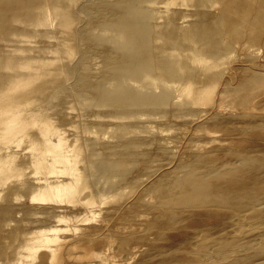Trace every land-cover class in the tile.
Masks as SVG:
<instances>
[{"label":"bare ground","instance_id":"6f19581e","mask_svg":"<svg viewBox=\"0 0 264 264\" xmlns=\"http://www.w3.org/2000/svg\"><path fill=\"white\" fill-rule=\"evenodd\" d=\"M82 1H81L82 3L79 2V4L81 5L82 10L85 9V11L88 9V7L93 8L94 6H96V4L98 5V7H96L95 9V14L92 16V19H93L92 27H95V29L101 28L103 30H108L110 31V34L108 35L107 34L106 35L105 34H95L93 32V30L95 29L90 30L88 27H86L83 24L75 28L72 31V33H70V35L68 36L67 41H69L74 46L75 50L77 51L76 53H78V57L76 56L77 59L74 58L76 60L72 58L73 61L71 59V62H72L71 64L64 63L63 64L64 67H61V69L59 70V68H54V67L49 66L50 64H52V62H54L57 59L58 56H54V55L52 56L51 54H50L51 56H48L44 54L47 51L50 52L52 49L49 50L46 47H42L41 45L37 44V42H41V41H44L43 43L45 44V40H44L45 38L43 37V35L46 36L45 32H47L45 30H43L45 32H43L42 30L39 31V28L37 25H39L41 22L45 23L48 20V17L46 16L47 13L45 14V12L48 11L49 8H53L54 10H56L57 8L61 6H64L66 0H0V37L10 36L12 34H15L16 36L21 35L24 37L33 36L34 34H36L34 36H37V34L38 35L40 34L39 36L42 35L39 38V40L38 38L34 40L35 42L32 40L34 43H31L32 41L30 37L29 39L26 38V41L28 43H24V44L21 43L19 44V45H22L20 47H17L16 45L11 44L12 46H16L17 48L15 47V50L13 51V53L11 52L9 55H3L4 53L3 54L1 53L2 46L0 47L1 49L0 50V141H4L3 138L5 134H9L19 127L21 128V124L26 123L27 117L31 120L33 124L41 120L40 119L41 114H38L36 111H32L33 109H31L30 111L28 110L27 113H25L26 107H27L26 104L28 100L30 99L29 97L30 96L32 97V95H35L34 92H36V95H37V92L40 89V87H38L35 84H36V80L39 78L41 79V77H44L42 84H41L42 86L49 84V83L51 85V83H53L52 81L54 80L58 81L59 76L62 73H66L70 75L71 77L70 88L76 94L88 95V97L94 102H97L100 104L111 105L113 107L120 108L121 110L127 107L133 108L135 110L136 109L140 110V108L143 109L145 107H150V105L158 106L168 99L169 92L165 90L164 88L161 91L159 90L160 88H158L160 92H155L154 90H149V89L143 90L141 87L142 85L145 86V83H151V81L153 80H157V79L162 80V78H164V74L165 76L168 74L170 78H174V81L176 80V78L178 79L186 78L188 82L193 81V80H198L199 82H203L204 86H209L212 83L214 85L215 81L217 80V77L219 75H222L223 72H225V71L221 72L224 67L218 70L222 66L219 67L218 69L216 68L218 70L217 72L216 70L214 72L211 71L210 65L207 64V62L200 63L201 65V66L199 65L201 67L200 71H198L194 67L186 65L184 72H176L173 66V64L176 61L175 58L171 56L167 57L164 54V52L167 49L166 45L170 46V49L171 47L178 48V44L182 42V39L176 36L175 29L172 26L171 27L169 26L166 30H162L161 28L158 29L159 24L155 23V25H153L154 23L152 24L148 22L146 20L147 14L144 12V9L140 5V1L142 0H124V3H117L112 6H106L104 0H82ZM117 1L121 2L122 0H117ZM216 2L221 4V7L218 6L219 8H221V10L219 9L220 10L219 12L221 13L218 15L216 13L215 17L214 15H212L213 14L212 13L210 16L211 18L212 17L214 18L210 20H208L209 18H208V15L206 14L210 10L208 11L205 10L206 11L205 14L207 15L206 16L207 20H204V21L196 20L200 16V15L199 16L196 15L197 13L196 14H194L195 12L188 13V14L191 13L192 16L194 15L195 17L196 16L198 17L194 19L197 21V23H195V29L189 30V32H186V34L189 36V38H191V40H195L196 43L197 42L200 43L201 48H202L201 52L198 50H196L198 52H195L194 50L192 51L195 53L193 58L196 57L195 59L199 61H201V59L205 57L206 58L213 57L214 59V56L218 53V51H220V49L221 50L229 49L228 50L230 52L229 54H231L232 51L230 50V45L232 44L233 38L238 43L237 46L240 47V49L243 52H245L246 55H249L247 53L255 52L256 49L259 50L260 46L261 47L263 46L262 49H264V0H216ZM77 7L74 8L75 13L78 10H81V8H77ZM208 13L210 14L211 12H208ZM198 14H201V12L200 13L198 12ZM201 16H203L201 17V19L204 18V13H202ZM160 17L161 18L163 17L162 14ZM191 19L193 20V18ZM35 26H37L36 29H35ZM221 36L222 37L224 36L226 39L221 38ZM54 38H56V36ZM227 38H229L228 42L226 41ZM10 43H13V42H10ZM4 46H5V43H4ZM47 47H48V43H47ZM7 48L9 50V47ZM59 49H60V46H59ZM189 49L190 48H188V50ZM56 51H58V47L53 52H56ZM256 52L255 54L257 55ZM245 54L243 57L246 56ZM253 54L254 53H252L251 55ZM88 55L97 57L96 64L98 66L100 65L102 67V70H104L105 72L104 74L99 75L95 81L91 80L87 75L80 72L79 66L82 64L83 60ZM59 56H60L59 58L61 59V53ZM95 57L94 59H96ZM90 58L94 60L93 57H90ZM217 58L215 57V59H217L219 62L220 57H217ZM229 58L228 59L224 58V61L227 62L228 60V63H229ZM232 58L233 59L235 58L233 62L236 61V56ZM247 58H249V56ZM261 58L263 59L264 55ZM252 59L254 58H251V61L253 62ZM231 60H230V63L232 62ZM90 61L91 60H89V62ZM261 61L264 62V59ZM250 64H251L250 67H252L253 63L250 62ZM98 66H96V68ZM262 67L259 66V68L261 69ZM245 68L251 69L249 68V66H247V64ZM261 69L259 70L261 71ZM239 70L236 69L234 72L235 73H237L236 71L240 72ZM254 70L255 69H253L252 71L251 69L250 71L251 74L249 77H244V74L240 72L239 74L243 75L242 77L245 79L243 80L244 82L241 81L243 82L242 84L241 83L237 84V86L238 85L242 86L244 83H247L245 85L248 86L253 81L260 79L261 76H263L262 71L264 70H262L261 72L254 71ZM229 75L230 73H228L226 76H229ZM237 76L238 75L236 74L235 76L236 80L239 79V77ZM223 78H225V76H223ZM228 78L230 80V76ZM234 78L232 79L234 80ZM218 80L220 81L221 79L218 78ZM107 82H110L111 84L110 87H107L108 86V84H106ZM225 82L227 83V81ZM226 83L225 85H227L229 81L227 84ZM44 87L42 88L44 89ZM60 89L64 90L66 89V87L64 86V84L59 82L55 86H53L52 93ZM155 89H156V86H155ZM196 89L200 90V88H196ZM221 89H219V91H221ZM239 89L237 88V91ZM48 90H50V88L46 89V92L44 90V92L47 93ZM229 90L232 95L231 88H229ZM228 91L226 93H228ZM44 92L43 94L41 93L42 97L43 95H45ZM50 93L51 91H49V95ZM261 93L264 94V90ZM233 94L234 96L236 94L235 99L238 105L244 106L243 110L241 109L243 112L245 111L244 108L246 105L247 107L252 105V104H249V97L251 96L249 94V91H245L242 94H238V95L236 92ZM220 95L222 94L220 93ZM258 95L260 96L261 94H258ZM39 97H41L40 94H39ZM71 97H72V94H71ZM193 97L198 98L195 95H193ZM45 98L47 97L44 96V99ZM68 98H70V96ZM224 98H227V97H225L224 95ZM232 98H234L233 95H232ZM261 99L262 98H259L260 101ZM21 100H23L24 102ZM222 100H223V97H222ZM38 101H36L37 104L35 103L37 107H38ZM44 101L42 100V102ZM60 101L56 103H59ZM216 102L218 103V101ZM50 103L53 104L54 103L53 100L52 102L50 101ZM52 106H50V108H52L53 110L54 107ZM63 107H60V108H63ZM213 107L215 108V106ZM108 109H109V106H108ZM120 109L119 110L116 109L117 114L115 113L113 114V111L109 112L108 110H107L108 113L106 114L107 115L112 114V115H115L116 117V115L117 116L119 115L118 112L121 113ZM248 109H251V108L248 107ZM67 110H68V107H67ZM252 110H254V108ZM248 112L251 113L252 111L250 112L249 110ZM205 113H203V115H205ZM95 114H94V117H96ZM257 114L259 115L258 111H257ZM200 115L198 116L201 117ZM125 116L127 115L125 114ZM198 116L196 118H199ZM116 119H113V120L115 121ZM132 119L133 117H131V120ZM192 119L193 121L196 120L194 118ZM263 119H264V115H263ZM139 120L143 121L141 119ZM139 120L138 122H140ZM256 122L258 123V121ZM252 123L253 122L251 121V124ZM255 124L256 123H253V126ZM123 125L121 126L125 128L126 126H123ZM258 125L260 126L259 123ZM130 126L132 127V124L129 125V127ZM129 127H127V131ZM41 128H42V133L41 134L39 133V135H41L40 138L38 135L33 134V132L29 133L30 132L29 130L26 131L24 130V128H22L23 130L22 138L24 135L26 137L28 136L31 138L32 142L35 141V143L37 142L39 143V145L40 144L42 145V148H40V150L37 153L35 152L36 154L34 156L32 155V158L30 159H27V160L22 159L26 156V154L24 155V157L18 158L17 154L15 152H12L13 150L11 151L10 149L11 152H8L7 149L9 148L5 149L3 147L4 144L0 143L1 144L0 145V176H3L4 178L2 182L6 183V185L8 184L7 187L8 189H10L9 190L10 193L12 192L11 191L12 188L19 190L22 188V186L23 187L26 186L28 188L30 187V185L33 188H35L34 191H32L29 194L30 195L29 201H27V202L36 203L35 205L36 207H31L30 208L31 210H33L34 208L37 210V207H38V210H41L39 212H45L41 208L39 209V207L41 206L44 207L47 210L46 211L47 218L50 221H52L53 217L57 216L58 212L61 211L59 203H55L57 200L67 199V200L72 201L73 198H76L79 202H82L83 200H86L87 197L96 195L97 193H101V192L110 193L113 196H122L125 194V191L127 189L129 191L126 198H124L122 202L119 203L120 206L123 205L127 209L124 208L123 210H121L120 209L121 207L119 206V204H115L116 202L107 203L99 209V212H102V214H100L101 220L99 219L100 221L94 223L93 225H90L89 227L87 226L88 228H92L94 233H91L89 229V232L87 230V233L85 231L83 234H80L79 240H80V244L82 247L87 248V249L92 248V247L103 249V246H104V247H109V248L113 247L118 250L124 249L125 245L128 244L127 242L131 238V235H127L129 231L127 230L128 232H126V229H125L124 232L126 236H124L123 231H120L122 228H120L119 231L120 233H123L122 234L123 236L120 233H119L120 235L118 234V230L114 231L115 227L114 228L113 226L110 227L112 220L109 221L108 216L109 218H112L111 216L114 213L110 215V212L112 210L116 211V209L120 210L123 214L122 217L119 216V219H118L117 217H115L117 215L114 214L113 216L119 222L121 218L123 219L125 209H126L125 213L126 215H128L129 209H132V208L134 209V207L139 205L138 203L140 202V204L147 203V204L156 206V210L157 209L159 210L158 213H160L161 211V212H164V214H166L165 219H163L160 216H156L157 218H155L154 213L156 211H153L154 213L152 214H154V216L152 217L154 219L147 220L146 219L147 217H146L145 218L146 220H145L143 216L145 215L147 216V214H144L147 212H144L143 216L141 215V212L140 214L138 213L139 217L136 218L134 223H137V226L139 223L143 227L141 229L142 233H138V232L137 233L141 234V236L143 235L142 238L147 236L148 233H151L149 234L150 235L149 237L147 236V241H149L150 245H152V247L148 249V251L146 252V257L144 259L145 262H141L140 264H264V157H261L263 155H261L260 157L259 155H257L258 157H247V155L249 154H246L247 151L246 152L244 151L246 156H243L241 158L237 157L238 159L236 160L234 159L231 162L228 160L229 163H231L230 168L218 167L214 163L208 162V161L203 164L201 162H195L193 161V157L191 154L188 155L187 162H184L186 161L185 159L183 160L184 163H182V160H180L179 158V160L181 161L180 163H182L180 164L178 163L179 162L178 157L180 156L177 155L178 157H176L177 159L175 163L176 164L178 163V165L176 166H179L180 169H182L183 171L182 173L173 172L172 169H171L172 172H169L170 170L168 168L169 166L167 167L165 165L166 168H168L167 169L168 172L166 170H163L164 168L163 169L159 168L156 170L154 169L153 171L149 172L148 178H143L144 174L141 172L140 173L142 175L141 174L140 175L142 177L138 175L132 176L133 174L131 173V168L128 167L129 165L128 163L126 164L127 160L129 159L126 160L125 159L126 156L125 158L123 157V155H125L124 150L123 151L119 150L120 152H119L118 158L115 160H109L106 158L104 159L103 158L104 156L101 155L102 159L98 161L87 162L85 164L79 165L76 160L79 154L77 153L70 154L71 152L70 153L67 152L65 150L66 148L65 147H64L65 149L63 148L62 138H57L56 140H52L50 137L52 135L50 136L48 135L49 131L55 129L52 127V125L44 123L43 126H41ZM92 129H93V125H92L91 130ZM30 130H32V128H30ZM91 130H89L88 132H90ZM118 130H120V128ZM254 130L255 128L253 129V131ZM124 131L126 132V130L124 129L122 131V135L124 134ZM132 131L133 130H131V132ZM248 131L251 132L252 129L251 130L248 129ZM255 133L259 135L261 134V138H262V135H264V127L256 129ZM255 133H252V134L255 135ZM129 134H130V131H129ZM105 135L109 136L107 134ZM102 136H104V134ZM133 136H136V135L134 134ZM157 136L156 137L154 136V137L157 138ZM149 137L150 136H148V138ZM154 137L152 136L153 139ZM160 137L162 140L163 139L162 135ZM160 137L158 139H160ZM123 138H124V135H123ZM142 139H145V138L142 137ZM158 139H157V142H158ZM263 139H264V136H263ZM127 140H126V143H127ZM138 140H141V139H138ZM254 140L256 141V139ZM135 141H137V138ZM150 141H152V139ZM150 141L147 142L148 146L150 145L149 143ZM100 142L103 143V141H100ZM250 142L252 143L253 141H250ZM164 143L165 141L164 142L162 141V145H165ZM243 143L245 144V141ZM151 144H153V142H151ZM159 144L161 143L159 142L157 144L155 143V145L161 146ZM167 144H169V146L171 145L168 142ZM138 145L140 146L139 143ZM13 146L14 144L11 145L10 147H13ZM152 146H154V144ZM175 146L176 145H173L172 147H175ZM253 146H249V147H253ZM144 147H147V144L145 146V143H144ZM162 147L163 146H161V148ZM2 148H4V150L6 151L2 152L3 150ZM18 148L20 149V146ZM74 148L77 149L76 147ZM113 148H115V146ZM153 148L155 149V147ZM143 149L145 150V148ZM164 149L166 148L163 147V150H161L160 152L157 151L158 153H156L155 151V154L160 155V153L163 152ZM15 150L16 149H14V151ZM103 150L105 149L103 148ZM115 150L117 151V149ZM26 151L28 152V150ZM166 152L167 151L165 150L164 153ZM115 154L116 152L114 153V156ZM153 154H154V151H153ZM155 154L153 156H155ZM142 155H143V152H142ZM29 156H30V153H29ZM153 156L152 158L155 160ZM162 156H164V154ZM112 158H113V155H112ZM152 158L150 157V160ZM142 162L144 163V161ZM154 162H156V160ZM161 164H162L161 166L164 167L163 163ZM139 165L141 166V164ZM168 165H169V162H168ZM156 166L158 167V165ZM149 168H151L150 165H149ZM99 176L105 178V180H102L101 178V180L103 181L101 185H98L100 181L98 179ZM13 195H15V193ZM16 195L18 196V194ZM21 196H23V194ZM14 197H15L14 199H16V196ZM2 199L4 200V197ZM153 199H154V202H153ZM13 200L11 199V201ZM15 201L13 203H15ZM19 203L22 204L21 202ZM36 210H34V212ZM139 211H141V209H139ZM9 212H11V210ZM116 212L119 213V211H116ZM42 214L44 213H40V216H42ZM74 214H78V211H74ZM44 216L45 214L43 215V217ZM159 218H162V219H159ZM84 219H86L87 221L89 220L87 216L83 217V220ZM1 221L3 220L2 219L0 220V223L2 225L3 222ZM90 222L91 221H89L88 223ZM115 222L117 221H113L112 225H114ZM127 222H131V221L129 220ZM119 225H115V226H119ZM127 227L128 226H126V228ZM132 227L134 228V231H135L136 228L133 225L131 226V228ZM131 228L129 230H131ZM116 229H119V227ZM48 233L50 235L44 234L42 236L43 240L49 241V240H54L58 238V236L55 233H51L50 231H48ZM152 233L155 235L154 237L155 239L152 237L154 240L150 239L152 240L150 241L148 238H150L151 235L154 236ZM1 235H0V238H2L3 236ZM111 237H114V243L112 242L113 239ZM136 238L137 237L133 239H136ZM139 242L140 240L137 243ZM136 244H133V246ZM0 246H1V243H0ZM5 248L7 249V247H4L2 249H5ZM110 250L111 249H109V251ZM139 250L140 249H137V250L128 249L124 253L125 256L122 257L123 258L122 263H120L121 261H119V263L127 264V262L130 261L132 257L135 254H137ZM121 253H123V251H121ZM118 256L120 257L121 255H118ZM106 261H108V259ZM112 261L113 260H111L110 262ZM114 262L116 263L115 260Z\"/></svg>","mask_w":264,"mask_h":264},{"label":"rangeland","instance_id":"374dc122","mask_svg":"<svg viewBox=\"0 0 264 264\" xmlns=\"http://www.w3.org/2000/svg\"><path fill=\"white\" fill-rule=\"evenodd\" d=\"M81 1L82 0H66L65 5L63 4L64 6H61V7L57 8L56 10H54L53 8H49L50 10L48 9V11L45 12V14L47 13L46 16L48 17V20L45 23L41 22L40 23L41 25L40 24L37 25L39 28V31L40 30L47 31V32L43 31L46 33V36L43 35V37L45 38L44 40H45L46 45L43 43L44 41L37 42V44L41 45L42 47H46L49 50L52 49L50 52L47 51L44 54H46L48 56H51V55L52 56L53 55L58 56L57 59L54 62H52V64L49 65L51 67L59 68V70H60L61 67H64V65H63L64 63L71 64L72 63L71 59L76 58V56L78 57V53H76L77 51L75 50L74 46L69 41H67L68 36L70 35V33H72V31L75 28H77L81 24H83L86 27H88L90 30L95 29V27H92V20H93L92 16L95 14V9H96V7H98V5L96 4V6H94L93 8L88 7V9L85 11V9L82 10L81 5L79 4V2L80 3L83 2V1L82 2ZM104 2H105L106 6H112V5L117 4V3H124V0H122L121 2H118L117 0H104ZM219 4L220 3L216 2V0H142V1H140L141 7L144 9V12L147 14L146 20L148 22H150L152 24L154 23L153 25H155V23L159 24L158 29L161 28L162 30H166L169 26L170 27L172 26L175 29L176 36L179 37L180 39H182V42L180 44H178V48L171 47V49H170V46L166 45L167 49L164 52V54L167 57L171 56V57L175 58L176 61L173 64L174 70L176 72H184L185 66L188 65V66L194 67L195 69L200 71V69H201L200 63H206V62H207V64L210 65V70L213 72L215 70L217 72L218 70H220L224 67L223 68L224 70L222 69V71H221V72L225 71V72H223L224 75H223V73H222V75H219L217 77V80H218V78H220L221 80L220 81L218 80V82L216 80L214 85L212 83L209 86H204L203 82H199L198 80H193V81L188 82L186 78H179V79L176 78V80L174 81V78H170V76H168V74L166 76L164 74V78H162V80H159V79L153 80L154 82L151 81V83H145V86L142 85L141 87L143 90L149 89V90H154L155 92H160L164 88L165 90H167L169 92V96H168V99L166 101H164L163 103H161L158 106L157 105H155V106L150 105V107H145L143 109L140 108V110L139 109L135 110V109L130 108V107L129 108L128 107L123 108L121 110L120 108H116V107H113L111 105L100 104V103L94 102L88 97V95L76 94L70 88L71 77H70V75H68L66 73H62L59 76L58 81L57 80L52 81L53 82V83H51L52 87H51L50 83L42 86L41 84H42L44 77H41L42 80L40 78L37 79L36 84H35L38 87H40V89H39L40 92L38 91L37 95H36V92H34L35 95H32V97L31 96L29 97L30 99L28 100V102L26 104L27 107H26V112H25V113H27L28 110L30 111L31 109H33L32 111H36L38 114H41L40 115L41 120L38 121L37 123L33 124L28 117L27 118L25 117L26 123L21 124V128L19 127L17 129H15L14 131H12L11 133L5 134L4 138H3L4 141H0V143H3L4 145L6 143H8L9 145L6 144L5 146L3 145V147L5 149L9 148V149H7L8 152H11L13 150L12 152H15L17 154L18 158L24 157V155L26 154V156L22 159H26V160L30 159V158H32V155L34 156L40 150V148H42V145L41 144L39 145V143H37V142L35 143V141L32 142L31 138L28 136L26 137L24 135L22 138V133H23L22 128H24V130H26V131L29 130L30 131L29 133L33 132V134L38 135L40 138L41 135H39V133L40 134L42 133L41 126H43L44 123H47V124L52 125L53 128H55V129L49 131V133H48L49 136L52 135V136H50L52 140H56L57 138H62L63 139V148L65 147L66 149L65 148L64 149L67 152H69V153L71 152L70 154H72V153L79 154L77 159H76L77 163L79 165L85 164L87 162L98 161V160L102 159V156H104L103 157L104 159L106 158L109 160H115L118 158L119 152L124 150L125 155H123V157L125 158V156H126L125 159L126 160L129 159V160H127L126 164L127 163L129 164L128 167L131 168V173L133 174L132 176H137V175L141 176L142 175L141 173H143L144 174L143 178H148V174L150 171H153L154 169L156 170L159 168L160 169L164 168L163 170H166L167 172H168L167 169L169 168L170 169L169 172H172V170H173V172L182 173L183 172L182 169H180V167L176 166V165H178V163L181 162L180 160H182V163L187 162L188 155H190V154L192 155L193 161H195V162H201L203 164V163L208 161V162H212L216 166L222 167V168H224V167L230 168L231 163H229V161L231 162L234 159L236 160L239 157L241 158L243 156H246L245 155L246 151H247L246 154H249V155H247V157H258L257 155H259V157L261 155H263L261 157H264V152H263L264 151V139H263L264 135H262V138H261V134L259 135V134L255 133L256 129L264 127V119H263V115H264V101H263L264 94L261 93L264 90V71H262V70H264L263 69L264 68V62L261 61L264 59V58L263 59L261 58L264 55V54H262V53H264V51H263L264 49H262L263 46L262 47L260 46L259 47L260 49L258 48L259 50L256 49V51H258V52L255 51L257 53V55L255 54V52H252V53H254L253 55H251L252 53H247L249 55H246L245 52H243L240 49V47L237 46L238 43L233 38L232 44L230 45V50L232 51L231 54H229L230 53L228 51L229 49L228 50L227 49L226 50L220 49V51H218V53L214 56V59H213V57L210 58L209 56H207L209 58L205 57V58L201 59V61L195 59L196 57L193 58L195 53L192 51L194 50L195 52H198V51L201 52L202 51L201 44L198 42L196 43L195 40H191V38H189V36L186 34V32H189V30L195 29V23H197L198 20H203V21L207 20V17H206L207 15L209 18L208 20H210V19L215 17L216 13H217V15L220 14L221 12H219V11L221 10V8H219V7H221V4L220 5ZM76 7L81 8V10H78L75 13L74 8H76ZM205 10L206 11L210 10L208 12H211V13L210 14L208 12L206 13ZM215 10H216V12H215ZM189 12H191V13L195 12L194 14L197 13L196 15H198V16L200 15L199 16L200 18L198 16H196L199 18V19L198 18L196 19V17L194 15H193L194 16L193 17L191 15V13L188 14ZM198 12L199 13L201 12V14L204 13L205 19L204 18L201 19V17H203V16H201V14H198ZM161 14L163 16L162 18L160 17ZM211 14L214 15V17L211 18V16H210ZM184 18H186V19H184ZM191 18H193V20ZM194 19H196L197 21ZM182 20H184V21H182ZM154 21H156V22H154ZM15 25H16V23H15ZM37 26H35V29ZM100 30H101V32H100ZM93 32L95 34H105V35L110 34V31L103 30L101 28H96L95 30H93ZM34 35H36V34H34ZM34 35L24 37L21 35L16 36L15 34H12V35H10L11 38H10V36H5V37L1 36L0 37V40H1L0 41L1 42L0 47L1 46L3 47V48L1 47L2 50L0 49L1 53L2 54L4 53L3 55H9L11 52L13 53L16 46L17 47L22 46L19 44L28 43L26 41V38L29 39L31 37L30 38L31 41L32 40L34 41V40H36V38H38V40H39V38L42 36V35L39 36L40 34L39 35L37 34V36H34ZM55 36H56V38H54ZM187 36H188V38H187ZM33 37H35V38H33ZM221 38L224 39L225 37L221 36ZM15 39H17V40H15ZM228 39L229 38H227V40H226L227 42H228ZM33 41L31 43L35 42V41L34 42ZM10 42H13V43H10ZM4 43H5L6 47L4 46ZM47 43H48V47H47ZM6 44H8V45H6ZM11 44L16 45V46H12ZM57 44L60 46V49H59V46ZM7 47H9V50ZM57 47H58V51L53 52V51H55V49ZM168 47H169V49H168ZM188 48H190V49L188 50ZM60 50H62V51H60ZM196 50H198V51H196ZM261 50H262V52H261ZM60 53H61V59L59 58ZM236 53H238V54H236ZM244 54L246 55L245 57H243ZM205 55H207V54H205ZM235 56H236V61L233 62V60H235V58L233 59L232 57H235ZM248 56H249V58L251 56H253V57H251V58H254V59H252L253 62L251 61V58L250 59L247 58ZM90 57H93V59H94L95 56L88 55L83 60L82 64L80 63L81 67L79 66V68H80L81 73L87 75L91 80L95 81L99 75L104 74L105 72H104V70H102V67L100 65L98 66L96 64L97 57H95L96 59H94L95 62ZM215 57L216 58L220 57L219 62L217 60L218 58L215 59ZM224 58H226V59L229 58V63H230V60L232 58V60H231L232 62L229 64L228 60H227V62L224 61ZM245 58L247 61L245 60ZM64 59H65V61H64ZM73 59H72V61H73ZM76 59H74V60H76ZM89 60H91L92 62L91 61L89 62ZM245 62H247V63H245ZM250 62L253 63L252 67H250L251 66ZM220 64H222V65H220ZM223 64H224V66H223ZM246 64H247V66H249V68L252 69V71H253V69H255L254 71H260L259 69H261V68H259V66H261V67L263 66L261 69L263 76H261L260 79L253 81L248 86L245 85L247 83H244L242 86L238 85L239 86L238 87L237 84H240V83L242 84L244 82L243 80L245 79L242 77L243 75H240L239 73L241 72L242 74H244V77H249L251 74V72H250L251 69L245 68ZM96 66H98L97 68L99 70L96 68ZM219 67H221V68H219ZM216 68L217 69L219 68V69L217 70ZM81 69H82V71H81ZM236 69H238V70L240 69L239 70L240 72L236 71L237 73H235L234 71ZM241 69H243V70H241ZM97 72H99V73H97ZM225 73H227V74L230 73V75H229L230 80L228 78L229 76H226L227 74H225ZM234 74H235V76H236V74L238 75L237 77H239V79H238L239 82H238V80H236V77L234 76ZM252 74H253V72H252ZM246 75H248V76H246ZM223 76H225V78L227 77L228 79L226 78V80H225V78H223ZM232 78H234V80ZM261 80H263V81H261ZM221 81H222L223 85H222ZM225 81H227V83L229 81L228 84H230V85H228ZM241 81H243V82H241ZM59 82L64 84V86L66 87L67 90L66 89H64V90L60 89V90H57V91L52 93L53 86H55ZM155 82H157V83H155ZM216 82H217V84H216ZM224 82L227 85H225ZM233 82L236 84V86ZM106 84H108L107 87H110V85H111L110 82H107ZM224 85L226 87L228 86L229 88H231L232 95L234 98H232V95H231L229 88L228 87L226 88ZM44 86H46V87H44ZM155 86H156V89H155ZM233 86H235V87H233ZM42 87H44V89ZM151 87H153V88H151ZM49 88H50V90H48L47 93H45L46 89H49ZM158 88H160L159 89L160 91L158 90ZM196 88H200V90L198 89L199 90L198 91ZM237 88L238 89L240 88L239 89L240 91L238 90L239 92L237 91ZM219 89H221V91H219ZM225 89H226V91H225ZM44 90H45V92H44ZM49 91H51L52 94L50 93V95H49ZM227 91H228V93H226ZM245 91H249V94L251 95L249 97V104H252V105L248 106L251 109H248V107L246 105L244 108L245 111L243 112L242 110H243L244 106L238 105V103L235 99L236 94L234 96L233 93L236 92L238 95V94H242ZM43 92L45 95H43V97H42L41 93L43 94ZM240 92H242V93H240ZM34 93H32V94H34ZM220 93L222 95H220ZM39 94L41 97H39ZM71 94H72V97H71ZM192 94L197 96L198 98H194ZM258 94H261V95L259 96ZM68 95L70 96V98H68L69 97ZM224 95L227 98H224ZM44 96H46L47 98L44 99ZM222 97H223V100H222ZM259 98H262L261 99L262 102L259 100ZM48 99L51 102L53 100L54 103L53 104L50 103V101ZM42 100L43 101L45 100V101L42 102ZM21 101H23V100H21ZM36 101H38V107H37V105H35ZM58 101H60V102L56 103ZM216 101H218V103ZM41 102H42V104H41ZM63 102H64V104H63ZM29 103H31V104H29ZM40 104H41V106H40ZM52 105H54V106H52ZM259 105H261V106H259ZM50 106L54 107L53 110H52V108H50ZM108 106H109V109H108ZM213 106H215V108ZM252 106H254V107H252ZM60 107H63V108H60ZM67 107H68V110H67ZM97 107H98V109H97ZM253 108H254V110H252ZM116 109L117 110L120 109V112H121V113L118 112V114H119L118 116L116 115V117H115V115H112V114L107 115L106 114V113H108V111L109 112L113 111V114L114 113L117 114ZM249 110H250V112L251 111L252 112L249 113L248 112ZM51 111H52V113H51ZM126 111H128V112H126ZM257 111H258L259 115L257 114ZM101 112H102V114H101ZM143 112H145V113H143ZM151 113H153V114H151ZM203 113H205V115H203ZM94 114L96 115V117H94ZM125 114L127 116H125ZM130 114H132V115H130ZM136 114H138V115H136ZM139 114H141V115H139ZM198 115H200L201 117H199ZM24 116H26V115H24ZM119 116H121V117H119ZM197 116L199 118H196ZM131 117H133V119H132L133 121L131 120ZM192 118H194L196 120L193 121ZM113 119H116V120L114 121ZM139 119H141L143 121H140ZM134 120L137 122H135ZM138 120L140 122H138ZM251 121L253 123H256V124L253 126V123L251 124ZM256 121H258L260 126L258 125V123ZM102 122L104 124L105 123L106 124L104 125ZM112 122H114L115 124ZM130 122H132V123H130ZM261 123H263V124H261ZM120 124L121 125L124 124L123 126H126V127L124 128ZM131 124H132V127L131 126L129 127V125H131ZM92 125H93V129H92L93 131L91 130ZM116 127H117V129H116ZM127 127H129L130 130L128 129V131H127ZM256 127H258V128H256ZM30 128H32V130H30ZM119 128H120V130H118ZM247 128L249 130L252 129V131L255 128V130L253 132L251 131L252 133H255V135H253L250 131H248ZM124 129L126 130L127 133L124 131V134H123L124 138H123L122 131ZM89 130H91L90 131L91 133L88 132ZM131 130H133V131L131 132ZM165 130H166V132H165ZM129 131H130L131 135L129 134ZM149 132L152 134H150ZM125 133H126V135H125ZM103 134L106 137V139L104 136H102ZM105 134H107L109 136H106ZM134 134L136 136H133ZM156 134L157 135L161 134L163 139L161 140V137H160L161 135L157 136ZM57 135H58V137H57ZM110 136L112 139L110 138ZM148 136H150L151 138L150 137L148 138ZM152 136L153 137L157 136V138L154 137V139H155L154 140L152 138ZM254 136H255V138H254ZM107 137H109L110 139ZM142 137L145 139H142ZM159 137H160V139H158ZM115 138H117V139H115ZM136 138H137L138 142L135 141ZM146 138L148 141H150L152 139V141L149 142L150 147L148 146V143H147L148 141L146 140ZM113 139H115V140H113ZM138 139H141V140H138ZM157 139H158V142L161 143L159 145L166 148V149H164L163 152L160 153V155L155 154V151H156V153H158L161 150H163V147L161 148V146L155 145V143L156 144L158 143ZM170 139H172V140H170ZM174 139H175V141H174ZM254 139H256V141ZM126 140H127V143H126ZM100 141H103V143ZM134 141H135V143H134ZM162 141L163 142L165 141L164 144L166 146L162 145ZM172 141H174V142H172ZM244 141H245V144L243 143ZM250 141H253V142L251 143ZM115 142L116 143L118 142V143L116 144ZM151 142H153L154 146H152L153 144H151ZM167 142L171 144L170 145L171 148H170L169 144H167ZM33 143H35V144H33ZM138 143L140 144V146L138 145ZM144 143H145V146L147 144V147H144ZM13 144H14V146L10 147ZM65 144L68 146V148ZM71 145H73V146H71ZM81 145H83L84 147ZM106 145L107 146L109 145V146L107 147ZM124 145H125V147H124ZM173 145H176L175 147H177V148L172 147ZM247 145H249V146L254 145V146L249 147ZM19 146H20L21 150L18 148ZM114 146H115V148H113ZM74 147H76L77 149H75ZM105 147H107V148H105ZM153 147H155V149H157V150H155ZM158 147H159V149H158ZM4 148H2L3 150L1 149L2 152L6 151V150H4ZM103 148L105 150H103ZM143 148H145V150ZM167 148H169V149H167ZM10 149H11V151H10ZM14 149H16V150L14 151ZM31 149H32V151H31ZM107 149H108V151H107ZM115 149H117V151ZM127 149L130 151H128ZM250 149L253 151H251ZM19 150H20V152H19ZM26 150H28V152ZM96 150H97V152H96ZM152 150L154 151V154L156 157L153 156L154 154H153ZM165 150L167 151L166 153H164ZM172 150L174 151V153ZM99 152H101V153H99ZM115 152H116V154L114 156ZM142 152H143V155H142ZM29 153H30V156H29ZM89 154H90V156H89ZM163 154H164V156H162ZM105 155H107V156H105ZM112 155H113V158H112ZM177 155L180 157H178ZM108 156L111 158H109ZM140 156H142V157H140ZM145 156H146V158H145ZM152 156L155 158L156 162H154L155 160L152 158ZM158 156H160V157H158ZM96 157H98V158H96ZM147 157H149V158H147ZM150 157L152 158L151 160H150ZM176 157H178V161H179V162L177 161L178 162L177 164L175 163L176 159H177ZM184 157H186V158H184ZM86 158H87V160H86ZM90 158H92V159H90ZM179 158H180V160H179ZM147 159L149 162L147 161ZM185 159H186V161L183 162V160H185ZM141 160L144 161V163ZM152 160H154V161H152ZM168 162H169V165H168ZM161 163H163L164 167L161 166L162 165ZM182 163H180V164H182ZM139 164H141V166ZM149 165L151 166V168H149ZM156 165H158V167ZM165 165L167 167L168 166L169 167L166 168ZM133 170L134 171L136 170V171L134 172ZM136 173H138V174H136ZM36 176H34V177H36ZM101 178H102V180H105L104 177L99 176L98 179L100 181H99L98 185H101L103 182L101 180ZM3 179H4L3 176H0V220L1 219L3 220V221H1V222H3V224L1 225V223H0V225H1L0 227L3 226L2 228H0V232H2V233H0V235L1 234L3 235V236L1 235L2 238H0V240H1V242H0L1 243V246H0V264H84V263L85 264H120V263H122V260H123L122 257L125 256L124 253L128 249H130V250L131 249H135V250L140 249V250L137 252V254H135L132 257V259L130 258L131 260L129 259L130 261H128L127 264H129V262H130V264H140L141 262H145L144 259L146 257V252L148 251V249H150L152 247V245H150V242L147 241V236L149 237L150 236L149 234H151V233H148L147 236L142 238L143 235L141 236V234H138V233H142L141 229L143 226H141V224H139V223L137 226V223H134L136 218L139 217L140 212H141L142 216H143L144 212H147V213H144V214H147V216L146 215L143 216L144 219L147 217L146 218L147 220L154 219L152 217V216H154V214H155V218H157L156 216H160L163 219H165V217H166V214H164V212L160 211V213H162V214L158 213L159 210L158 209H157L158 211L156 210V206H153V205H150L147 203L140 204V202L138 203L140 205V207H139V205H137L136 207L133 206L134 209L133 208L129 209V213H128V215H126L125 210L127 208L124 207L123 205H122L123 207L120 206L119 203H121L122 200L124 198H126V196L128 195L129 191L127 189L125 191V194L122 196H113L110 193L101 192V193H97L96 195H92V196L87 197L86 200H83L82 202H79L76 198H73L72 201L67 200V199L57 200L55 203H59L61 211L58 212L57 216L53 217L52 221H50L47 218V215H46L47 210L44 207L41 206V207H39V209L41 208L45 212H39L41 210H38V207H37V210L35 208L33 210L30 209L31 207H36L35 206L36 203L27 202V201H29V196H30L29 194L32 191H34L35 188H33L31 185L28 188L26 186L25 187L22 186V188L19 190L12 188L11 189L12 192L10 193V191H9L10 189H8V187H7L8 184L6 185V183H3L2 182ZM4 185H6V186H4ZM14 190H15V192H14ZM21 190H22V192H21ZM12 193L13 194L15 193V195H13ZM5 194L8 196L9 199L7 198V196ZM10 194H12V195H10ZM16 194H18V196ZM22 194L24 197L21 196ZM14 196H16V199H14L15 198ZM19 196L22 197L23 199L20 198ZM26 196H27V198H26ZM3 197H4L5 201L2 199ZM11 199L12 200L14 199V200L11 201ZM21 199H22V201H21ZM14 201H15V203H13ZM4 202H5V204H4ZM17 202H18V204H17ZM19 202H21L22 204H20ZM112 202H116L115 204H119V206L121 207L120 208L121 210L126 208L124 210L123 219L121 218L119 220V222H118V220L115 219V217H117L119 219V216L122 217L123 214L120 210H117V209H116V211H119L120 215L115 210L114 211L112 210L113 212L111 211L110 215H112V213H114L117 216L113 217L114 216V214H113L111 216L113 219L109 218V216H108V219H109V221L112 220L111 221L112 223L109 222V223H111L110 227H112V226H113V228L115 227L114 231L118 230V234L120 233V231H123L124 236H126L125 232H124L125 229H126V232L129 231V233H127V235H131V238L128 240V242H127L128 244H126L128 247L125 245V248L122 250H118V249H115L113 247L109 248V247H104V246H103V249L102 248H93V247L87 249V248L82 247L80 244V240H79L80 234H83L85 231L87 233V230L89 232V229H90L91 233H94L92 228H88V227L101 220L100 214H102V212H99V209L103 205H105L107 203H112ZM153 202H154V199H153ZM141 206H143V207H141ZM154 208H155V210H154ZM9 209L11 210L12 213L9 212L10 211ZM139 209H141V211H139ZM34 210H36V211L34 212ZM74 211H78V214H74ZM153 211H156V212L154 213ZM40 213H44L45 218L43 217L44 214H42V216H40ZM152 213H154V214H152ZM86 216L89 219L88 221L86 219L83 220V217H86ZM131 216H132V218H131ZM162 218H159V219H162ZM126 220L127 221L130 220L131 222H127ZM89 221H91V222L88 223ZM113 221H117V222H115L114 225H112ZM123 221H124V223H126V222L127 223L124 224ZM85 222H87V223H85ZM118 223L119 224L121 223V224L119 225ZM115 225H119V226H115ZM121 225H123V226H121ZM132 225L137 230L135 229V231H134V228L133 227L131 228ZM126 226H128V227L126 228ZM129 226H130L131 230H129L130 229ZM118 227H119V229H116ZM120 228H122V229L120 230ZM48 231H50L51 233H55L58 236V238L54 239V240H49V241L43 240L42 236L44 234H49ZM123 233H120V234L122 235ZM135 237H137V238L133 239ZM152 237L154 238L155 235L154 236L151 235V237L148 239L154 240L155 238L153 239ZM111 238L113 239L112 242L114 243V237H111ZM139 240H140V242H139L140 244L137 243ZM152 240H150V241H152ZM130 244H131V246H130ZM133 244H136L137 247H136V245L133 246ZM138 245H140V246H138ZM1 247L2 248L7 247V249L5 248L7 251L5 249H2ZM107 248L111 249L112 251L111 250L109 251V249H107ZM118 251L120 254L118 253ZM121 251H123V253H121ZM110 252H112L113 255ZM114 253H116L117 255ZM118 255H121V256L119 257ZM107 259H108V261H106ZM111 260H113L112 261L113 263L110 262ZM114 260L116 261V263L114 262ZM119 261H121V262L119 263Z\"/></svg>","mask_w":264,"mask_h":264}]
</instances>
